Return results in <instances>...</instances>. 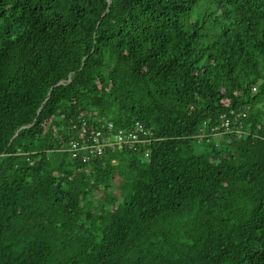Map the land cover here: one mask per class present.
Here are the masks:
<instances>
[{
    "label": "trees",
    "instance_id": "trees-1",
    "mask_svg": "<svg viewBox=\"0 0 264 264\" xmlns=\"http://www.w3.org/2000/svg\"><path fill=\"white\" fill-rule=\"evenodd\" d=\"M0 264H264V0H0Z\"/></svg>",
    "mask_w": 264,
    "mask_h": 264
},
{
    "label": "built area",
    "instance_id": "built-area-1",
    "mask_svg": "<svg viewBox=\"0 0 264 264\" xmlns=\"http://www.w3.org/2000/svg\"><path fill=\"white\" fill-rule=\"evenodd\" d=\"M81 135V141H72L69 150L74 158L89 161L95 156L104 154L105 149H135L147 142L151 132L140 122H136L132 128L116 130L113 123L101 125L100 129L87 131ZM149 154H145L148 158Z\"/></svg>",
    "mask_w": 264,
    "mask_h": 264
},
{
    "label": "rangeland",
    "instance_id": "rangeland-1",
    "mask_svg": "<svg viewBox=\"0 0 264 264\" xmlns=\"http://www.w3.org/2000/svg\"><path fill=\"white\" fill-rule=\"evenodd\" d=\"M217 139H219V137H217Z\"/></svg>",
    "mask_w": 264,
    "mask_h": 264
}]
</instances>
